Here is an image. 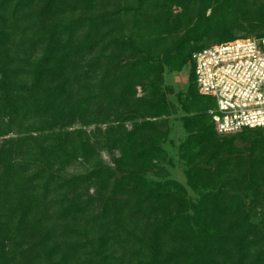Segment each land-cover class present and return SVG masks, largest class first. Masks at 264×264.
<instances>
[{
	"label": "trees",
	"instance_id": "16d2710c",
	"mask_svg": "<svg viewBox=\"0 0 264 264\" xmlns=\"http://www.w3.org/2000/svg\"><path fill=\"white\" fill-rule=\"evenodd\" d=\"M249 38L264 0H0V264H264V130L219 136L190 68ZM184 70L197 202L146 177Z\"/></svg>",
	"mask_w": 264,
	"mask_h": 264
},
{
	"label": "built area",
	"instance_id": "2783aa9c",
	"mask_svg": "<svg viewBox=\"0 0 264 264\" xmlns=\"http://www.w3.org/2000/svg\"><path fill=\"white\" fill-rule=\"evenodd\" d=\"M199 94L215 101L216 131L264 130V39L213 45L192 54Z\"/></svg>",
	"mask_w": 264,
	"mask_h": 264
},
{
	"label": "rangeland",
	"instance_id": "374dc122",
	"mask_svg": "<svg viewBox=\"0 0 264 264\" xmlns=\"http://www.w3.org/2000/svg\"><path fill=\"white\" fill-rule=\"evenodd\" d=\"M210 13L211 12L209 11L208 14ZM243 32H238V36L247 35V33H243ZM255 36L256 35L250 38H255ZM219 44L220 43H213L212 45H219ZM188 73H189L188 70H184L180 73L177 72L172 74L165 73L164 92L167 97V102L171 108V115L168 118L170 133L169 136L162 142L161 147L165 151L167 157L166 160L158 163L157 167L153 171L149 172L146 175V177L148 181L154 183H160V184L170 180L178 181L186 187L190 199L194 202H197L199 199V194L195 192L188 184L187 171L190 169V167L188 163L181 158V154H180L181 145L185 143L191 136L187 132L186 125L192 115L188 114L185 110V100L189 93V86H190ZM210 99H211L210 97L207 98V100ZM209 103L210 102L207 101L208 105H210ZM213 103H214L213 108L209 111V114L211 111H213L216 108V104L214 100ZM127 126L131 127L130 124H128ZM235 136L236 135H227L221 137L230 138ZM251 137H255V135H251ZM104 157L107 159L106 155H104ZM79 171H80L79 168H73L71 170V172H79Z\"/></svg>",
	"mask_w": 264,
	"mask_h": 264
}]
</instances>
